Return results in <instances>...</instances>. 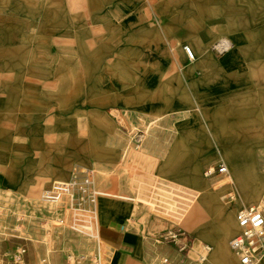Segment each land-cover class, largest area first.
Instances as JSON below:
<instances>
[{"label": "rangeland", "instance_id": "374dc122", "mask_svg": "<svg viewBox=\"0 0 264 264\" xmlns=\"http://www.w3.org/2000/svg\"><path fill=\"white\" fill-rule=\"evenodd\" d=\"M221 38L233 49L212 50ZM184 46L207 63L198 70L201 83L181 75L190 65ZM198 110L220 128L256 117L264 122V0H0V263L13 264L24 250L23 264H93L94 241L60 226L40 201L53 181L87 167L98 192L135 199L127 202L124 236L144 246L126 258L202 264V244L211 245L208 257L217 248L210 239L223 211L209 209L210 197L171 185L162 170L176 141L193 144L202 136L182 131ZM138 131L143 139L133 150L130 137ZM183 151L198 156L191 145ZM215 158L200 164L196 179L222 163ZM239 174L248 181L241 190L259 186L264 201L258 175ZM203 181L209 187L215 180ZM100 198L108 206L121 203ZM159 200L166 224L154 210ZM196 206L202 219L188 225ZM175 226L190 245L186 254L160 238L162 229ZM202 226L212 231L200 235ZM74 238L86 240L87 249ZM230 239L222 244L233 257Z\"/></svg>", "mask_w": 264, "mask_h": 264}, {"label": "crops", "instance_id": "0c3cea01", "mask_svg": "<svg viewBox=\"0 0 264 264\" xmlns=\"http://www.w3.org/2000/svg\"><path fill=\"white\" fill-rule=\"evenodd\" d=\"M220 42L230 43L228 39H220ZM191 48V47H190ZM194 52V61H189L190 65L186 66L181 75L184 80L188 79L190 81H197L201 83L204 81L202 76H198V70L206 67L207 63L198 62V53L196 49H192ZM209 51V50H208ZM198 114H193L192 118L196 117L195 122L183 127V135L187 137H194L195 134H198L200 131L203 133L202 136H198V142L189 144L184 139H179L172 145V150L176 151L172 156H166V167H162L163 171H166L169 177L166 180L173 186L180 188H185L187 190H192L196 194V198L200 195L206 198L205 202L211 204L209 209L212 211H223L219 216L216 217V234L211 236V243H213L217 248L206 258V263L204 264H236V256L229 253L226 247L223 246V242L226 238H231L236 232V223L234 221V212L236 210L230 203H225L219 205L217 200L224 201V194L226 191L234 190L238 196V203L251 205L242 193L241 188H243V181L248 182L246 179L241 177L239 174L242 170L250 171L252 170L258 175L260 182H264V165L260 166V163L264 161V122L260 121L259 117L253 118L250 121L235 127V128H220L216 121H211L209 115L198 110ZM201 119V121L199 120ZM195 119V118H194ZM111 125V123H110ZM231 135L237 137H245L241 143L236 142L231 138ZM240 141V140H239ZM191 145L195 149V152L198 153V156L195 158L188 157V155L183 156V148ZM243 146V148H241ZM216 152L217 158L225 163L229 172L231 182L229 179H218L215 180L209 187L204 183L203 172L198 179V170L200 164L207 161H214L213 154ZM76 162V158H74ZM174 161V163H173ZM174 164L175 166L170 167L169 165ZM168 165V166H167ZM166 169V170H165ZM64 171V170H63ZM170 180V181H169ZM233 181V182H232ZM232 184V185H231ZM207 189L210 192V195H203L202 190ZM239 189V192H238ZM106 195H101L100 197L107 198H119L121 203H116L115 205H110L106 203L105 199L98 198L96 208H97V218H98V227L99 235L103 242H105L111 249L114 251L112 264H124V258L128 260V264H141V256L137 257H125L126 253L132 252L133 248L141 249L144 246V242L138 238H131L133 242H127L126 239L129 236H124L125 227L124 221L128 217L131 205L129 203L135 202L133 197H124L113 195L111 193L100 192ZM241 196V197H240ZM245 201V202H244ZM247 201V202H246ZM129 202V203H127ZM225 206V211L223 210ZM220 208V209H219ZM53 210V207L51 209ZM202 219V210L200 207L196 208L190 213L188 217V225H196ZM162 223L166 224V221L162 219ZM233 226L234 229L230 231V226ZM191 227V226H190ZM203 227V226H202ZM200 227L198 233L204 235L209 231H212L208 228V232L204 231V227ZM171 227H166L162 229L168 230ZM219 229L221 232L219 233ZM60 237H66L64 234H60ZM75 244H78L83 250H86L88 247V242L86 240H81L74 238L72 240ZM143 244V245H142ZM147 250V249H146ZM144 251V250H143ZM42 260V259H41ZM238 261V259H237ZM203 264V263H202ZM239 264V261H238ZM264 264V263H262Z\"/></svg>", "mask_w": 264, "mask_h": 264}, {"label": "built area", "instance_id": "2783aa9c", "mask_svg": "<svg viewBox=\"0 0 264 264\" xmlns=\"http://www.w3.org/2000/svg\"><path fill=\"white\" fill-rule=\"evenodd\" d=\"M231 49H233L232 44H226L220 40L212 46V50L219 53H226ZM183 51L189 61L195 60L192 48L184 46ZM131 135L130 146L132 145L133 150L138 149L143 139V132L138 131ZM129 149L125 151L126 154L130 152ZM94 177V170L81 167L68 179L53 181L42 191L40 201L53 207L55 218L60 226H67L70 230L94 241L96 247L93 264H112L114 251L100 238L96 208L98 198L106 194L95 189ZM203 178L205 181L224 178L231 182L230 172L223 162L207 167L203 171ZM238 200L234 190L224 195V202L236 208L234 221L237 232L229 240V248L239 264H262L264 263V204L245 205L239 204ZM160 203L161 200L154 202V206L161 205L154 210L157 216H161L160 218L166 221V214L163 216L166 205L163 201L162 204ZM153 205H151L152 208H155ZM184 235V232L175 226L162 232L160 238L163 242L174 246L179 253L186 254L190 245L184 239ZM211 251V245L202 244L197 261L204 263ZM23 253L24 250H21L20 255L13 258V264H23ZM79 260L82 261L83 257H79Z\"/></svg>", "mask_w": 264, "mask_h": 264}, {"label": "bare ground", "instance_id": "6f19581e", "mask_svg": "<svg viewBox=\"0 0 264 264\" xmlns=\"http://www.w3.org/2000/svg\"><path fill=\"white\" fill-rule=\"evenodd\" d=\"M223 43H225V42H223ZM227 44V43H226ZM233 182V181H232ZM258 183V182H257ZM262 183H263V181H262ZM260 186H263V185H260ZM259 186H256L255 185V188H252V189H246V190H242V193H243V196L248 200V201H253V203L254 202H259V204L260 203H262V202H264V201H262L263 199H260V194H259ZM260 195V196H259ZM233 230V227L232 226H230V231H232Z\"/></svg>", "mask_w": 264, "mask_h": 264}]
</instances>
